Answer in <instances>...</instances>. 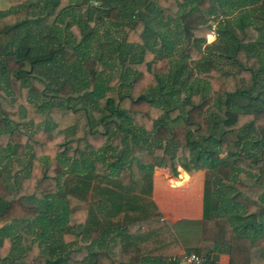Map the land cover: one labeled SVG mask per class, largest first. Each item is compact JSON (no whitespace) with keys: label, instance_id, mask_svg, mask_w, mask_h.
Returning <instances> with one entry per match:
<instances>
[{"label":"trees","instance_id":"1","mask_svg":"<svg viewBox=\"0 0 264 264\" xmlns=\"http://www.w3.org/2000/svg\"><path fill=\"white\" fill-rule=\"evenodd\" d=\"M8 2L0 264H167L157 166L203 169L201 239L264 264V0Z\"/></svg>","mask_w":264,"mask_h":264},{"label":"crops","instance_id":"2","mask_svg":"<svg viewBox=\"0 0 264 264\" xmlns=\"http://www.w3.org/2000/svg\"><path fill=\"white\" fill-rule=\"evenodd\" d=\"M209 36L211 39L208 38ZM208 44L221 46L224 43L218 42L216 36L210 33L206 36L204 46ZM0 137L6 138L4 142L0 141V146L5 147L7 134L0 132ZM4 163L8 164V161ZM4 163H0V168ZM172 172L166 167L154 168L151 199L160 213L161 220L172 229L179 241L181 250L177 254L196 252L208 255L213 264H229L230 255L225 248L220 251L208 249L207 242L201 239L200 222L204 217L205 171L199 169L193 174H188L183 168L177 167L174 174ZM17 175L20 176V172ZM6 177H10L9 172H6ZM167 264L172 263L168 260Z\"/></svg>","mask_w":264,"mask_h":264},{"label":"built area","instance_id":"3","mask_svg":"<svg viewBox=\"0 0 264 264\" xmlns=\"http://www.w3.org/2000/svg\"><path fill=\"white\" fill-rule=\"evenodd\" d=\"M210 33L216 36V23H212ZM172 264H213L208 255L196 252H183L168 258Z\"/></svg>","mask_w":264,"mask_h":264},{"label":"rangeland","instance_id":"4","mask_svg":"<svg viewBox=\"0 0 264 264\" xmlns=\"http://www.w3.org/2000/svg\"><path fill=\"white\" fill-rule=\"evenodd\" d=\"M258 3V2H257ZM10 6V3L8 2V0H0V10H6V9H8V7ZM131 4L128 6L129 7V10L131 9ZM253 7H255V5H253L252 7L250 6L249 7V9L251 10V12H252V8ZM250 12V13H251ZM95 51V50H94ZM109 69L110 68H107L106 69V71H105V73H108L109 72ZM246 101V100H245ZM239 104H244V102L243 103H239ZM6 140V138H4V137H0V141H2V142H4ZM251 144H247V147H246V149L248 150V149H250L251 148ZM238 176H239V174H238ZM241 177H243L242 175H241Z\"/></svg>","mask_w":264,"mask_h":264}]
</instances>
